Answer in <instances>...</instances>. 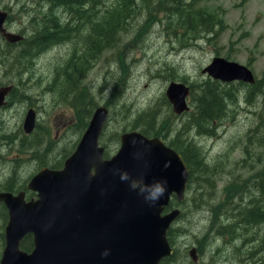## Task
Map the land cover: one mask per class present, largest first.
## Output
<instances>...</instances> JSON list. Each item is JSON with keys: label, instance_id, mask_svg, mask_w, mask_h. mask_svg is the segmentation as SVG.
Instances as JSON below:
<instances>
[{"label": "rangeland", "instance_id": "1", "mask_svg": "<svg viewBox=\"0 0 264 264\" xmlns=\"http://www.w3.org/2000/svg\"><path fill=\"white\" fill-rule=\"evenodd\" d=\"M153 1L136 2L125 32L116 38L117 44L106 45L97 55L85 50L93 46L90 25L82 33L75 31L69 42L63 39L39 54L28 44L14 46L9 52L0 36V84L14 87L7 105L0 107V189L13 176L22 184L40 165H52L54 158L61 157V149L69 155L84 134L80 123L90 120L94 108L104 105L110 111L102 144L111 155L119 150L122 133L143 131L146 122L135 121L150 108L155 114L151 117L159 118L156 126L161 127V136L179 149L202 152L208 169L190 179L186 202H174L186 214L175 224L179 236L177 264H264V223L246 226L239 217L252 200L264 211V195L254 187L264 175V93L256 94L247 83L232 82L239 89L238 99L233 103L228 99L229 112L216 129L206 124L202 133L198 128L201 122H189L197 112L201 89L209 80L202 71L214 57L247 65L254 71L256 83L264 80V0H195L196 11L202 10L214 27H200L196 33L183 34L186 38L170 34L177 29L185 33L187 28L178 17L171 21ZM18 3L1 1L3 8L10 7L6 28L25 35L28 41L33 36L29 31L24 34L28 14L19 15ZM115 3L98 0L96 7L88 9L102 16ZM44 5V11L51 10L50 5ZM54 14L61 16L63 24L74 22L65 9L57 8ZM44 23L41 17L35 28H42ZM74 55L77 59L70 68ZM84 67L86 74L82 76ZM171 82L196 84L201 90L192 86L194 91L188 97L191 110L181 116L174 113L166 96ZM30 109L37 113V126L33 134H26L23 124ZM211 172L217 190L212 174H208L209 179L200 174ZM227 186L232 192L227 193ZM240 188L247 189L239 195L233 193ZM200 195L204 199L198 200ZM215 217L218 224L237 228H222L219 234ZM3 224L0 217V254ZM192 248H196V260L190 254Z\"/></svg>", "mask_w": 264, "mask_h": 264}, {"label": "water", "instance_id": "2", "mask_svg": "<svg viewBox=\"0 0 264 264\" xmlns=\"http://www.w3.org/2000/svg\"><path fill=\"white\" fill-rule=\"evenodd\" d=\"M7 16L0 8V32ZM21 38L15 34L8 41ZM203 73L224 82H256L249 66L221 56L214 57ZM7 93L0 89V105ZM190 93L185 82H171L166 95L182 114L190 107ZM108 116V109L99 107L64 167H44L33 176L29 188L37 192V199L27 202L23 192H0V201L9 208L0 264H160L174 253L168 229L181 210L163 211L172 194L184 199L189 167L163 139L139 131L122 134L118 153L105 159L99 138ZM34 122L30 111L27 132ZM157 187L162 194L154 195ZM28 234L33 235L31 251L21 248ZM195 253L192 248L196 260Z\"/></svg>", "mask_w": 264, "mask_h": 264}, {"label": "trees", "instance_id": "3", "mask_svg": "<svg viewBox=\"0 0 264 264\" xmlns=\"http://www.w3.org/2000/svg\"><path fill=\"white\" fill-rule=\"evenodd\" d=\"M17 1L19 2L18 5H20V10L18 12L19 15L23 17L25 14H28L27 21L29 23H34V24L40 21L41 17L44 18L45 23L43 28H48L50 25L53 26L56 23L58 24L63 23L61 16L59 15L55 16L54 14V11L57 8L65 9V11L71 13L70 15L71 19L75 20V22L77 23H79L80 18L82 16H85V24L81 25L78 28V30L70 31L68 29H65L64 30L65 37L62 39L58 38L55 34L50 32L39 33L40 36L37 39H34L33 43L31 44V46L32 45L39 46L36 53L39 54L40 52L45 51L48 47H51L53 43H58L63 39H68V41L71 40L72 35L75 31H77L78 33H82L85 29L89 28L90 25L91 27L90 34L92 35L91 39L93 41L92 42L93 46L88 48L86 47L85 49L87 50L88 53H90V55L91 54L97 55L103 49L108 47L106 45H109V47H111L112 45L117 44L116 38L117 37L119 38V35L125 32L126 25L128 24L129 19H131L133 16L132 9L135 8L134 6H137L136 2L139 3V0H116V3L113 7H111L105 13H103L104 15L99 16L97 14H93L92 11H89L88 9L91 7H96L95 4L98 0H17ZM44 3H47L48 5L51 6L50 11L43 10V8H45ZM153 3H154V7L157 8L159 7L160 10H163L164 12L169 14L171 21L174 20L176 17H178L180 19V22L183 23L182 25L187 28V31L185 33H184L185 31L184 29H177L174 32H170L171 35L176 36L178 34L183 36V34L185 35L187 33H193V32L196 33L200 27H205L208 30L213 29L214 27L212 21L205 16V13L202 10L196 11L195 0H154ZM6 7L8 9L10 8L9 6ZM43 11L46 12V14H43ZM67 34L69 35L66 37ZM140 35L141 33L138 34L139 37ZM182 38H186V37L183 36ZM85 66H88V63L86 61H85ZM81 71L83 76V73L85 72V67ZM208 79H209L208 82H206L203 85V88L201 89L203 93L202 96H200V98H198L197 100L198 102L197 112L195 116L193 115V118L191 117V121H189V122H199V123L201 122L198 128L201 129L200 131L202 133H205L206 131V130L204 131V126H206V124L212 126L213 127L212 129L214 128L216 129L217 125L219 123H222L221 121L225 119L227 113L229 112L228 99L233 100L231 103L237 101L238 92H239V89L236 87V84L234 83H228L225 85L218 80L212 79L211 77H209ZM242 84H246V83L242 82ZM263 84H264V80H261L256 84L249 83L246 85H250L253 89L255 88L256 94H259V93H264ZM192 86H190L192 90L191 92L194 91ZM195 86L194 88L195 90H197L198 88H196ZM252 95L254 94L252 93ZM254 98L255 97L251 98L249 101L251 103H254ZM165 102L168 103V101ZM94 110L95 108L90 111V113L92 112L89 116L90 118L92 117ZM153 114L154 113L149 108L148 110L143 111L137 115L139 118L135 122H146V127L142 131L144 132L145 136H158L161 135L162 133L161 129H158L161 127L156 126V122L158 121L159 118L151 117L153 116ZM87 122H89V120L84 119V122L80 123L81 129H83L82 132L85 130ZM260 125L261 124L259 123L257 129L259 128ZM136 127L141 128V125L139 126L137 125ZM179 150L181 151L182 157L189 165L191 179H193V177H196L198 171L203 170L208 172V169L205 167V160H204V156L202 155V152H197L196 149H193V151H189L187 149H179ZM246 152L248 154V149L246 150ZM197 164L199 165V167H197ZM218 173L220 174V178L222 179L221 172ZM200 174L206 177L207 179L210 178L208 174H212V179L214 181L213 188L215 189L218 188L217 181H215L214 178V173L211 172V173H203V174L200 173ZM262 178L261 177L258 178V181H256V186L254 187L255 190H257V188L259 187V191L261 192V195H264V181L263 180L261 181ZM204 183H207V181H204ZM188 184H189L188 191L190 192L191 190L190 181ZM228 187L229 186H227V193L232 192V189L231 188L229 189ZM245 189L247 188H244L243 190ZM243 190L242 188L237 190L233 189V193L239 195V193H241ZM250 191L251 190H249V192ZM199 197L200 198L198 200L204 199L203 195H200ZM259 202L260 200H258V203ZM249 204L251 205L250 208L249 209L244 208L245 210L244 211L242 210V212L239 215V217L242 218L245 225L253 226L256 224L264 223V211H262L260 205L253 200ZM172 206L175 205L172 204ZM221 206H224V203L221 204ZM0 213L1 214L5 213V209L2 207L1 204H0ZM185 215H186L185 213H182L181 214L182 218L185 217ZM176 222L170 227L168 231L169 241L171 245L174 247L175 252L172 256H168L164 258L160 264L178 263L179 251L175 247V245L177 243L179 236L176 233V229H175ZM218 222H219V218L216 219L215 217V224H218ZM217 226H218L217 233L219 234L223 229L231 230L233 228H237L235 225L227 226L224 224L222 226V224H218ZM32 246H33L32 238L30 237L26 238L23 242V248L26 250H31ZM202 253H204V250H202Z\"/></svg>", "mask_w": 264, "mask_h": 264}, {"label": "flooded vegetation", "instance_id": "4", "mask_svg": "<svg viewBox=\"0 0 264 264\" xmlns=\"http://www.w3.org/2000/svg\"><path fill=\"white\" fill-rule=\"evenodd\" d=\"M73 21L74 22L71 23V24H63V23H60L61 24L60 25V24L56 23L53 26L50 25L48 28H43L44 24H43L42 28H35V24L34 23L32 25H31V23H29L26 27H24V32L26 34L27 31H29L30 34H33V36L30 38V40L28 38V41H27L26 40V36L23 35L25 37V39L22 42L18 43V44H10V43L5 42V41H2V42L3 43H6V46L8 47L9 52H11L12 49L14 48V46L23 45V44L31 45L33 43L34 39H37L40 36L39 33H47V32H50V33L55 34L58 38H61L62 39V38L65 37V35H64V30L65 29H68L70 31H74V30H77L81 25L85 24V16H82L80 18L79 23L75 22V20H73ZM74 24H76L77 26L71 27ZM67 42H69L68 39H65V42L64 43H67ZM38 47L39 46H33V45L31 46L32 49H34V48L38 49ZM27 50L25 49L23 51V53L26 54L27 53ZM76 58H77V56L74 55L73 59L69 63L70 68H71L72 62H74ZM7 88H8V92H11L10 94H12L13 91H14L13 85H5L3 83L0 84V89H7ZM8 96H7V98H8ZM7 98H6V100H7ZM5 105H7V103ZM108 123L109 122H107V124L105 125L104 130L102 132V135L100 137V145L101 146H104L105 149H107V146L102 144V138L104 136V132H105V130L107 128ZM24 124H25V121H24ZM24 124H23V130L26 133L25 125ZM88 125H89V122H87V125L85 127V130L88 127ZM36 126H37V123H36ZM35 130L31 134H33L35 132ZM26 134H28V133H26ZM157 137L162 138L165 141L166 145H168L169 147H171L172 149H174L178 153H181V151L178 149L179 147L177 145H175L173 142L172 143H169L168 140H167L168 138L166 136L158 135ZM119 141L121 142V135H120ZM73 151L69 155L65 156L64 150L61 149L60 152H59L61 157L60 158H54V162L52 163V165H48V164H42V165H40V167L37 170H35V173L33 175L31 174V176L24 181L25 183L23 182L22 184L20 183V178L19 177L13 176V179L11 180V182L8 185H6L5 187H2L0 189V192H10V193H12L15 196L16 195H19L20 193L23 192L24 193L25 200L27 202H30V201H32L34 199H37V192L29 188V183H30L31 179L33 178V176L36 175L44 167L45 168H50V169H53V170L62 169L63 166H64V163H65V160L73 153ZM111 156L112 155L110 153L107 154V151H105V153H104V157L105 158H109ZM46 160L49 162L48 158H46ZM174 197H176V195H173L172 200L174 199ZM0 204L5 209V213L4 214H1L0 213V217H2L3 220H4L3 230H2V233H1V237H2L1 254H0V261H1L2 254H3L4 248L6 246V227H7L8 221H9V208H8L7 204L5 203V201H0ZM171 209H173V208L171 207V203H170V205L168 207H166L165 212H167V211H169ZM29 237L32 238V242H33V235L32 234L26 235L24 237V239L22 240V243H21V248L22 249H24L23 248V242H24V240L26 238H29ZM33 247H34V244L32 246V249H33ZM24 250H26V249H24ZM31 250H27V251H31Z\"/></svg>", "mask_w": 264, "mask_h": 264}, {"label": "bare ground", "instance_id": "5", "mask_svg": "<svg viewBox=\"0 0 264 264\" xmlns=\"http://www.w3.org/2000/svg\"><path fill=\"white\" fill-rule=\"evenodd\" d=\"M7 22V21H6ZM6 22H5V24H4V29H3V31H1L0 32V36L6 41V42H8V43H10V44H18V43H20V42H22L24 39H25V35L23 36L22 34H17V33H13V32H10L7 28H6ZM15 34H17V35H20V36H22V38L20 39V40H17V41H13V42H11V41H8L10 38H12V37H14L15 36ZM25 34V33H24ZM256 83V82H255ZM168 89V88H167ZM190 89H191V87H190ZM1 90H6V91H8V88L7 89H1ZM192 91V90H191ZM167 92V91H166ZM167 96V95H166ZM167 99H168V101L170 102V100H169V98L167 97ZM170 104L172 105V103L170 102ZM173 110H174V108H173ZM191 110V107H189L188 108V112ZM29 111H35V110H33V109H31V110H29ZM186 111V112H187ZM187 112V113H188ZM174 113L177 115V116H181V115H183V114H179V113H177L175 110H174ZM36 123L37 122H35L34 123V125L36 126ZM34 131V130H33ZM33 131H31L30 132V134L33 132ZM103 147V146H102ZM104 148V147H103ZM104 151H106L105 150V148H104ZM182 156V155H181ZM191 176H190V173H189V179H188V183H189V181H190V178ZM189 185V184H188ZM187 190H188V186H187V189H186V193H185V197H184V199L183 200H179V199H173L172 200V202H170L171 203V207L173 208V209H179V207H176V206H172V204H174V202L175 201H177L178 203H184V202H186V200H187ZM217 190V189H216ZM182 212V211H181ZM174 248V247H173ZM174 252H175V249H174ZM174 254V253H173ZM172 254V255H173ZM171 255V256H172Z\"/></svg>", "mask_w": 264, "mask_h": 264}, {"label": "clouds", "instance_id": "6", "mask_svg": "<svg viewBox=\"0 0 264 264\" xmlns=\"http://www.w3.org/2000/svg\"><path fill=\"white\" fill-rule=\"evenodd\" d=\"M162 192H163V189L157 187L156 193H154V195H156V194H162Z\"/></svg>", "mask_w": 264, "mask_h": 264}]
</instances>
